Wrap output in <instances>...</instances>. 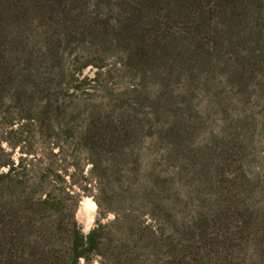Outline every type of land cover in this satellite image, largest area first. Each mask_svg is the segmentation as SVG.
Here are the masks:
<instances>
[{"label":"rangeland","instance_id":"1","mask_svg":"<svg viewBox=\"0 0 264 264\" xmlns=\"http://www.w3.org/2000/svg\"><path fill=\"white\" fill-rule=\"evenodd\" d=\"M50 191L264 264V0H0V264L61 263Z\"/></svg>","mask_w":264,"mask_h":264},{"label":"trees","instance_id":"2","mask_svg":"<svg viewBox=\"0 0 264 264\" xmlns=\"http://www.w3.org/2000/svg\"><path fill=\"white\" fill-rule=\"evenodd\" d=\"M75 183V180H74ZM55 205L59 214V230L64 248L59 252L60 264H179L170 250L161 244L141 216L119 219L96 225L84 233L75 217L76 202L68 204L64 198L50 191L43 200Z\"/></svg>","mask_w":264,"mask_h":264},{"label":"bare ground","instance_id":"3","mask_svg":"<svg viewBox=\"0 0 264 264\" xmlns=\"http://www.w3.org/2000/svg\"><path fill=\"white\" fill-rule=\"evenodd\" d=\"M88 205H92L93 207L96 206L95 202L88 199V202H87Z\"/></svg>","mask_w":264,"mask_h":264}]
</instances>
